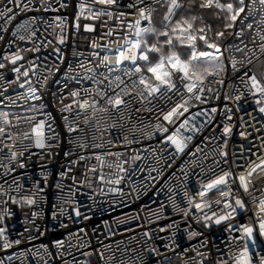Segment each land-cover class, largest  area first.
<instances>
[{"label":"built area","instance_id":"1","mask_svg":"<svg viewBox=\"0 0 264 264\" xmlns=\"http://www.w3.org/2000/svg\"><path fill=\"white\" fill-rule=\"evenodd\" d=\"M178 3L185 5L184 0ZM162 4L170 0H117L111 6L92 0H20L18 5L0 0V62L5 65L0 68V113L6 114L0 117L5 129L0 134V264H236L245 246L250 264L264 262L259 237L264 170L253 173L248 192L238 180L247 174L250 161L264 158V113L259 111L264 99L248 79L255 74L264 85L260 0H244L245 11L219 39L223 70L206 77L201 94L205 102L193 99L185 113L187 117L204 111L211 121L196 116L189 128L195 124L198 131L180 130L193 137L182 153L163 141L183 117L174 124L165 122L167 133L154 131L161 122L157 112L168 110L164 101L153 100L157 108L148 111L133 100L121 106L122 111L104 113L103 120L100 113L92 119L91 108H79L78 102L85 99L104 106L105 99L119 91L117 76L129 87L138 79L139 74L124 75L131 62L116 64L117 48L135 39L130 25L139 19V8L152 9L153 25ZM104 8L112 16L96 18L95 10ZM25 24L27 31L20 27ZM147 24L141 22L142 27ZM165 30L170 27L162 26ZM16 55L23 59L13 65L10 59ZM233 59L238 62L235 69ZM137 63L147 74L145 63ZM66 105L71 109L64 111ZM85 117L90 118L87 124ZM41 120L52 138L38 148L31 129ZM226 126L231 128L228 135L223 132ZM11 152L17 153L15 159H10ZM224 171L235 178V183L221 186L224 191L230 188V194L221 197L213 190L201 198V185ZM116 179L121 182L116 184ZM189 198L194 200L191 205ZM236 199L244 206L236 205ZM221 216L226 219L216 223ZM245 228L253 229L251 237Z\"/></svg>","mask_w":264,"mask_h":264},{"label":"snow or ice","instance_id":"2","mask_svg":"<svg viewBox=\"0 0 264 264\" xmlns=\"http://www.w3.org/2000/svg\"><path fill=\"white\" fill-rule=\"evenodd\" d=\"M8 2L16 3L17 5L20 3V0H8ZM154 2H160V0H154ZM92 3H98L100 5L111 6L117 3V0H92ZM137 4H142L143 0H136ZM239 7L234 8V4L232 2L229 3H221L220 0H204L199 7L200 8H212L220 10L225 13L224 15V30L217 31L215 33V40L212 37L208 36L207 33L211 31V28L205 27H194L196 20L198 17L191 16L187 19H182L175 23L174 26H171L170 31H160L158 32L156 28H154L151 24V11L150 8H139V19L135 21L134 25H130V27L135 28V39L134 40H125L124 45H120L117 48L118 54L115 57L116 64H121L124 61H129L130 67L124 70V75L131 78L133 75L139 74L138 79L131 80V85L129 87L128 84H125L124 80L120 77H116V88L119 91H114L112 96H108L105 99L104 106H98L96 101L90 102L85 99L83 102L79 103V108L81 110H85L88 108L92 109L91 118L96 119L97 113H100V120L104 119L103 114L109 113L110 111H122L121 106H129L131 105L133 100H136L141 104L142 107H145L148 111H153L157 108L156 104H153V100L164 101L166 106H168V110L164 111L160 109L157 112L156 119L161 121L154 126V131H159L161 134L167 133L169 131L166 124H174L177 120H180L181 117L184 119L179 124V127L176 128L174 132L170 135H167L164 138L165 144H170L174 146L175 151L177 153H182L187 147L186 141L192 140V136H183L181 134V129H185L187 131H198L199 128L195 124H192L191 128H189L190 121L194 119L196 116H206V122L211 121V117L207 115L206 112L201 111L197 113H193L190 116H185V113L189 112V103L193 99L196 101H200L201 103L205 102L202 98V93L205 91L204 81L207 76L213 75L214 72H218L223 70V62L220 60V56L222 55L221 47L218 41L221 37L225 35V30L230 29L234 26L237 18L240 16V13L245 11L244 0H238ZM260 3L264 5V0H260ZM135 5L129 4L128 7H134ZM27 7V5H25ZM182 7V4L178 3V0H170V6L168 8V14L165 16V25L166 29L169 28L171 24V19L175 15L176 9ZM92 11V9H88ZM84 11V9H82ZM7 12L11 13L12 8H8ZM147 13V14H146ZM3 15V14H0ZM100 15H108L112 16V12L108 11L107 8L95 10V17L98 18ZM123 15V13H120ZM11 20L12 17L9 16L7 18ZM148 21L147 26H141L142 21ZM20 27L24 28L25 31L28 30L27 25H21ZM86 29L91 30L86 26ZM34 34V33H33ZM111 35V32L108 33ZM240 33H237L239 35ZM15 35V33H14ZM149 36H156L155 43H148ZM159 37H164V41L161 42ZM20 39H24V36H21ZM260 40L262 41L260 45V51L264 53V34L260 35ZM200 41L203 44V50L198 48L197 42ZM61 43H63V39H61ZM95 47V45H93ZM130 46V47H126ZM177 47H184L188 49L187 52L181 53L176 50ZM165 48H167V52H165ZM237 51H243L241 48H237ZM155 53L158 56V59L153 63L150 60V54ZM186 57V58H185ZM3 59H9L8 57H4ZM23 59V57L16 55L10 59V62L15 65L18 60ZM109 57L105 56L104 61H109ZM143 61L146 65V73L144 69L137 63V61ZM251 63V60L248 61ZM238 62L233 59L232 66L235 69L236 64ZM4 64L0 62V68H4ZM212 69L214 71H209ZM13 71L19 72V68H13ZM24 76L28 75V72L23 73ZM245 77L248 76L247 73L244 74ZM179 80V86L177 85L176 79ZM251 81V87L256 90V92L261 94V98L264 99V85H262L258 80L255 74L251 77H248ZM247 83V82H246ZM123 85V87H121ZM22 86V85H21ZM211 91V88L207 89ZM30 91H35L34 89H30ZM90 94V93H89ZM98 95L104 96V93L97 92ZM79 93L73 92L72 96H77ZM187 96V98H185ZM127 97L128 99H125ZM175 97V101L174 98ZM239 98V97H237ZM38 99V97H37ZM257 104L260 103V100L256 101ZM71 109V105H66L63 109L64 111H68ZM212 113L216 112V109L213 108L210 110ZM260 112L264 113V107L259 109ZM80 113H77L79 116ZM6 114L0 113V117H4ZM29 122L34 119L28 118ZM67 120V117H65ZM89 117H85V123H89ZM7 123V121H4ZM115 125H113L114 127ZM200 128L204 127V124L199 125ZM48 130L51 131V126H48ZM71 127L69 131H73ZM32 134H34V143L38 148L45 147L46 139H51L52 137L46 136L45 133V121L41 120L36 123L32 129ZM5 129L0 127V134H3ZM225 135L230 134L231 128L225 127L223 129ZM25 138H29V134H24ZM200 149L198 148L197 151ZM222 156H227L226 152L220 153ZM22 155V153H21ZM118 155V154H117ZM17 156L16 152H11L10 159H15ZM80 159H85V157H80ZM96 159L100 160L99 156ZM103 163V161H101ZM226 162V161H225ZM218 163V162H217ZM110 167L112 165H109ZM23 167V164L20 165ZM258 169L264 170V158L260 159L259 163H255L250 161L249 167L247 169V174H240L238 177L239 185L245 192L249 190V184L251 183V177L253 173H255ZM94 170V169H93ZM122 170V169H121ZM103 179V177H101ZM235 183V178L232 177V173L230 171H224L222 175H215V178L208 180L207 182L201 185V188L198 192V195L203 198L208 192L215 190L219 192L221 197H226L230 194L231 189L228 191H224L221 186H227L229 181ZM116 184H119L120 179H116L114 181ZM2 187V186H0ZM188 196V193H185ZM255 199V198H254ZM29 204L34 203L33 200H27ZM189 204H193L194 200L189 198ZM219 204L221 201L217 199L215 201ZM236 205L243 207V202L240 199H236ZM261 210L264 211V200L260 201ZM231 205L225 203L224 207H230ZM195 208L200 209L201 204L195 203ZM235 211V209H233ZM76 215L79 216V211L76 212ZM207 219V217H205ZM226 219V217L221 216L216 220V223H220L221 220ZM171 227V225H169ZM164 229H161L163 231ZM3 229H0V234L3 233ZM245 234L248 237H251L253 229L245 228ZM260 232L261 235H264V223L260 224ZM144 235H148V233H144ZM192 235H195L193 233ZM15 243H19V241H15ZM62 243V242H58ZM3 246L5 248L10 247V243L7 239L4 240ZM11 259V257H9ZM236 264H250L248 259V248L245 246L243 252L240 253L239 256L235 258ZM264 264V262H262Z\"/></svg>","mask_w":264,"mask_h":264},{"label":"rangeland","instance_id":"3","mask_svg":"<svg viewBox=\"0 0 264 264\" xmlns=\"http://www.w3.org/2000/svg\"><path fill=\"white\" fill-rule=\"evenodd\" d=\"M185 1V5L181 8H179L178 10L176 9L175 11V15L172 17L171 19V24L169 25V27L171 28V26H174L176 22L182 20V19H187L190 18L191 16H195L194 13L191 10V4L194 3L193 0H184ZM232 3L234 4V6L239 5L238 0H231ZM204 2V1H203ZM229 2V1H228ZM170 4H162L158 7V9L155 12L154 18H153V27L156 28V30L158 32L161 31V27L165 25V16L168 14V8H169ZM214 8V7H212ZM197 17V16H196ZM199 18L196 20L194 27L199 28L202 27L203 24H207V23H203V24H198L199 22ZM202 21V20H201ZM209 25V24H208ZM212 31V30H211ZM213 38V40H215V35L213 34L212 36H210ZM156 36H149L148 39V43L151 44L153 43V41L155 40ZM220 44V41H216ZM198 48L200 50H203V44L202 42L198 41ZM167 48H165V52H167ZM176 50L178 52L184 53L187 52L188 49L184 48V47H177ZM152 62L154 63L157 59L158 56L157 54H153L152 56ZM186 58V57H185ZM220 60L223 62L224 64V58L220 57ZM209 71H213L212 69H209ZM259 237L262 240V242L264 243V235H261V232L259 231Z\"/></svg>","mask_w":264,"mask_h":264},{"label":"crops","instance_id":"4","mask_svg":"<svg viewBox=\"0 0 264 264\" xmlns=\"http://www.w3.org/2000/svg\"><path fill=\"white\" fill-rule=\"evenodd\" d=\"M204 0H193L194 3L191 4V10L195 16L199 18L198 24L207 23L211 26L212 35L217 32L224 30V15L225 13L221 12L220 10L214 8H200L199 5ZM232 2L231 0H220L221 3H229ZM239 7V5L234 6ZM202 20V21H201Z\"/></svg>","mask_w":264,"mask_h":264}]
</instances>
